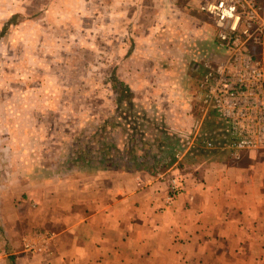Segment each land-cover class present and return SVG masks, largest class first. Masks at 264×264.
Returning a JSON list of instances; mask_svg holds the SVG:
<instances>
[{
  "label": "crops",
  "instance_id": "crops-1",
  "mask_svg": "<svg viewBox=\"0 0 264 264\" xmlns=\"http://www.w3.org/2000/svg\"><path fill=\"white\" fill-rule=\"evenodd\" d=\"M200 14L182 0H132V113L154 127L151 141L143 132L140 143L156 149L151 157L160 165L48 177L36 165L33 178L15 176L0 200L12 247L11 254L1 248L0 264L10 255L15 264H264V169L219 167L221 159L209 158L181 171L195 142L176 159L188 136L185 118L194 124L198 115L204 72L199 78L197 67L212 58L201 50L217 36ZM178 32L179 40L170 36ZM173 139L179 148L167 167L160 160ZM176 176L183 190L169 200Z\"/></svg>",
  "mask_w": 264,
  "mask_h": 264
},
{
  "label": "rangeland",
  "instance_id": "rangeland-1",
  "mask_svg": "<svg viewBox=\"0 0 264 264\" xmlns=\"http://www.w3.org/2000/svg\"><path fill=\"white\" fill-rule=\"evenodd\" d=\"M202 17L209 21L207 16ZM172 35L177 40L181 36L180 32ZM215 41L213 46L201 51L213 55ZM204 70L202 64L197 67L199 78ZM120 84L131 93L119 88ZM122 89L124 94L118 104L117 93ZM194 97L199 116L192 114L194 124L192 117L185 118L188 136L181 141L186 146L197 130L200 133L206 128L219 136L213 131L212 112L201 114L197 91ZM130 105L132 0H0V184L8 185L15 176L23 175L22 170L31 173L36 165L46 167L48 172L44 177L53 171L60 174L58 166L80 150L76 140L84 139L98 128H107L103 124L107 121L108 128H112L115 111L120 113L115 121L121 127L109 129V133L123 148L128 141V123L132 126L134 120ZM134 123L137 131L147 132L146 138L151 141L154 127L144 121L140 125ZM131 135L132 155L148 156H144L147 167L159 166L151 157L156 155V149L144 151L141 146L143 134ZM212 140L215 143L212 150L218 149ZM228 152L219 148L216 155L207 158H187L180 164L181 171L208 163L209 158L211 162L221 159L219 167L233 164L247 166L249 170L264 169L263 153L244 152L235 159ZM160 161L168 164L170 154ZM98 169H80L75 165L68 172ZM253 183L261 182L255 178ZM0 221L2 224L1 218ZM18 229L24 232L25 226L19 223ZM3 245L0 242V248Z\"/></svg>",
  "mask_w": 264,
  "mask_h": 264
},
{
  "label": "built area",
  "instance_id": "built-area-1",
  "mask_svg": "<svg viewBox=\"0 0 264 264\" xmlns=\"http://www.w3.org/2000/svg\"><path fill=\"white\" fill-rule=\"evenodd\" d=\"M182 1L207 16L217 34L212 58L204 62L198 98L204 115L214 112L223 121L218 147L235 159L244 152L264 153V7L259 0ZM214 146L210 138L203 142L206 149ZM189 147L176 154L178 163ZM183 184L181 176L172 180L169 200Z\"/></svg>",
  "mask_w": 264,
  "mask_h": 264
},
{
  "label": "trees",
  "instance_id": "trees-1",
  "mask_svg": "<svg viewBox=\"0 0 264 264\" xmlns=\"http://www.w3.org/2000/svg\"><path fill=\"white\" fill-rule=\"evenodd\" d=\"M119 88H122L125 86H123V84L119 85ZM126 89V88H125ZM120 90V89H119ZM128 90V89H126ZM129 93L130 90H128ZM124 94V90L122 89L121 91H119L117 93L118 98H117V102L118 104H121V98ZM128 97V96H126ZM133 97V95H132ZM129 108H132V105L128 106ZM117 110V109H116ZM115 115H116V119L117 117H120V113L115 111ZM211 115L214 117L215 121L213 122V131L215 130V132H218V129H222L223 127V121L222 119L214 112L211 113ZM115 119V120H116ZM115 120L111 121V125L112 128H108V121L103 123L105 125V129H96V131H94L93 134L85 137L84 139L80 140L77 139V146L79 148L80 146V150L79 152H77L76 156L71 158L69 157L68 161L63 164H60L58 167H61L60 169V175L64 174L66 172H68L69 168L72 166H78V168L80 169H85V168H93V167H99L102 170H132V166H138V164L144 163L146 164V160H142L140 158L144 157L143 155L141 156H134L132 155V140H133V136L131 135L132 132L134 134H140L137 131V127H135V123L137 121V124L140 125V121H144V119H139L138 117H134V120L132 121V126L128 123V127H127V132H128V144L126 142V145H124L123 148H121L118 145V142H116V139L114 136L110 135L111 133H109V129H116V128H120L121 125L119 123H117ZM127 123V122H126ZM102 124V126H104ZM133 127V129H132ZM216 135L211 134L210 130L204 128L201 129L199 136L197 137L196 141H195V145L191 148L190 150V158H207L209 155L215 154L216 151L219 149H206L203 147V142L206 139L212 138L214 139V141H216ZM173 142V141H172ZM142 146L146 145V143L143 142L142 139ZM174 144L170 143V145L167 148V153L170 154V158L171 161L167 164V167L169 165H172L175 161L174 158V154H175V150L176 147L177 149L179 148V145L176 144V142H173ZM216 143H218V141H216ZM177 145V146H176ZM185 143H183V147H185ZM150 147V146H149ZM262 154V153H261ZM264 155V153H263ZM148 157V156H145ZM2 168V167H1ZM149 168V166H148ZM23 175H20V179L22 180H29V178H33L34 176L31 175L30 171L25 169L24 171L22 170L21 172ZM36 176V175H35ZM0 177H1V173H0ZM37 177V176H36ZM37 178H43V177H37ZM2 179V177H1ZM0 179V181H1ZM5 183H1L0 184V200L3 196V194L6 191V187L4 186ZM5 231L3 229V225L1 224L0 221V242L3 243L4 245L1 247L3 248L4 252L7 254H11L12 253V247L10 246V242L7 241L4 237ZM3 237V238H2ZM3 239V240H2ZM5 239V240H4ZM1 248H0V252H1ZM9 260L10 262H12V264H15V257L14 255H10L9 256Z\"/></svg>",
  "mask_w": 264,
  "mask_h": 264
}]
</instances>
